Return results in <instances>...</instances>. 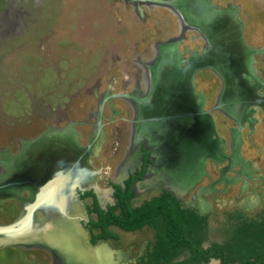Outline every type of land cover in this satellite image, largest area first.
<instances>
[{"label":"rangeland","instance_id":"374dc122","mask_svg":"<svg viewBox=\"0 0 264 264\" xmlns=\"http://www.w3.org/2000/svg\"><path fill=\"white\" fill-rule=\"evenodd\" d=\"M210 1L219 7L230 1L240 6L244 21L245 43L253 48L264 44V0H225L221 4L215 0ZM9 2L10 0H0V12L8 7ZM17 6L18 9L13 11L14 17L7 18V12H10L7 10L2 16L3 21L0 19L1 37L20 30V23L23 22L19 15L21 10H23L22 17H25L26 12L31 13L28 17L31 20L24 18V21H27L26 27H23L20 34L0 40V148H6L10 152L18 148V139L36 136L44 129L46 121L41 117V112L43 109L46 111V107L55 109L58 106L67 110L69 118L85 121L89 109L94 107L96 100L91 93L92 87L86 86L91 85V82H99V92L113 87L111 91L113 93H129L131 91L129 86L121 87L120 79L125 77L124 70H126V67L122 68L120 64L122 55L123 57L142 55L149 44L179 36L175 15L169 8L159 4L151 10L141 7V10L145 11L143 19L136 18L138 16L134 14L132 4L126 3L125 0H42L41 4L36 5H32L30 0H18ZM183 39L189 42L185 35ZM183 44L182 41L178 43L181 52L185 50ZM16 46L19 47L14 50ZM112 50L118 52L119 57L113 54ZM104 69H107V72L102 74ZM211 73L207 74L202 70L194 82L195 92L208 93L207 107L214 103V97L210 95L217 87V82L213 81ZM110 77L111 83L106 88V80ZM104 102L105 99L99 111L98 126L101 136L97 142L98 155L90 156L89 161L93 167L103 170L98 184L106 189L110 188L111 175L117 162L122 159L128 144L132 111L117 98L111 101L110 106L108 100L107 103ZM112 104H114L113 108ZM212 112L209 115L213 123L209 122L206 116H198L199 126L195 132L196 136L188 133L186 141L183 140L180 131L182 128H175L170 120L167 121L168 126L165 123L164 127H166L161 131H155L153 135L152 156L157 155L159 160L160 157H170L176 163L177 160L183 161L184 158L189 160L192 156L193 139H197L195 151L203 164L202 175L204 174L205 177L196 185L188 186L184 193L185 199H189V194H193L197 186H202L206 178L213 180L217 176L216 168L222 167L226 161L211 157L210 152L215 137L221 141V144L219 142V148L222 146L221 152L223 154L229 152L228 133L223 131L225 127L223 119L228 121L229 118L218 116L217 111ZM135 127L137 128V124ZM77 132L81 143H85L91 132V125L81 123L77 126ZM178 137L180 141L177 142ZM105 139L107 141H104ZM244 139L248 145L240 146L239 153L244 159L250 160L258 147L248 141V135ZM178 151L184 152V158L173 157ZM214 161L215 163H212ZM59 166L60 171H63L64 165ZM63 175L65 178L70 177V174L65 172ZM253 184L245 178L238 179L234 183H225L219 179L201 187L203 191L197 194L201 199L196 201L206 200L208 203L204 212L208 216L209 223L206 240L226 237V230H231L234 223L244 221L243 219H263L264 211L259 209L264 203V187H259V191L262 192V197L258 201L259 206L251 209L245 200L256 195L252 189ZM146 185L147 187H144ZM146 188H149V194L146 193ZM163 188L158 177L149 184L139 183L134 187V191L136 193L139 190L138 192L141 193L140 190L145 189L142 192L143 196L132 201L139 203L140 199L150 197ZM20 194L25 195V190L20 191ZM87 203H91V197L80 199L82 208ZM14 205V202L10 201L5 202L4 207L0 206L1 223H10L13 218L15 219V212L13 214L11 212L14 210L12 207ZM83 217L84 219L89 217L85 210ZM84 230L88 237L87 229ZM39 246L41 245L0 246V264H51L49 251ZM127 250L130 259L128 263L134 264L131 260L135 259L140 247L135 244ZM13 251L16 253L14 254ZM67 251L68 249L65 251L66 254L72 259V255ZM69 262L60 261L59 264H69ZM207 264H218V262L211 260Z\"/></svg>","mask_w":264,"mask_h":264},{"label":"flooded vegetation","instance_id":"af4514ba","mask_svg":"<svg viewBox=\"0 0 264 264\" xmlns=\"http://www.w3.org/2000/svg\"><path fill=\"white\" fill-rule=\"evenodd\" d=\"M30 1L32 5H36L37 3L41 4L42 0ZM125 1L126 3L129 2L132 4V10L134 14L138 16L136 18L140 19H143L145 12L144 10H141V7H145L147 10H151L157 5L156 3L152 2L153 0L146 3H144L145 1L143 0V2H141L140 0ZM138 1L141 2L139 3V8ZM17 2L18 0H10L8 7L2 9V11L0 12V19L2 21V16L3 14H6L5 12H7V10H10V12H7V18L15 16L13 11H15V9H18ZM215 2L221 4L222 2H225V0H215ZM229 3H232L234 6H237L239 8L238 17L243 21L240 13V6L234 4L231 1L225 2V5L227 6ZM171 11L178 21V34L182 33L183 35H185L187 40H189V42L185 41V39L182 40V42L184 43L183 45L185 50L183 52H185V56H190L194 50H202L204 46L203 42L205 39H201L196 30L183 28L184 26L180 18L173 10ZM22 13L23 10H21L19 14L21 15L22 21L24 22V24L23 22L20 23L21 25L19 26V29L21 31L16 30L15 33L1 36L0 40L5 37L16 36L23 31L22 29L23 27H26L27 22L24 21V18H28L29 16H31V13L26 12L24 14L25 17H22ZM28 20L31 19L28 18ZM172 38L174 37L168 38L167 40H161V42H166ZM157 42L158 41H155L151 45L149 44L150 46L148 45L149 47L147 46L143 50L142 55L134 54L131 57L130 55H125L124 57L122 55L120 64L122 65V68L125 66L126 70H124L125 77L120 79L122 85L121 87L125 88L129 86L131 88V91L129 93H113L111 92L113 90V87H109V89H104L102 92H99V82H91V85H86L88 87H92L91 93L92 95H94L93 97H95L96 100L94 103V107L89 109L87 113V119L85 121L73 120L69 118L67 110L58 108V106H56L55 109H49L48 107H46V111L43 109V111L41 112V117H43V119L46 121V124L44 129L41 130L39 134L46 131L47 138L44 139L46 142L43 146L44 148L42 149L46 154V157L41 158L38 161H32V163H30V165L25 170L21 166H19V164L16 166H14L15 164L8 166V164L2 163L4 158H0V196L4 197L2 200H0V206H3L5 202H14L15 205L12 206L14 207V210L11 212L12 214L15 212L14 215L16 219L20 215V212H22L23 210L18 198H21V200L28 198L30 195V186L37 185L39 178H45L46 175H49L52 170L51 168L59 165V167H61V165H64L65 168H63V172L70 174L69 178H73V176H81L83 177V179H85L82 181L83 184L81 188L79 187V185L75 187L76 196H78L79 200L91 197V203L84 204V208H82V205H80V208L83 211L85 210L86 215H89L88 218L85 217L84 219V214L82 213L81 223L83 227L87 229V232L89 234L87 238L93 246L107 245L112 250L113 262L114 260H121L122 264H129L128 261H130V259L127 249H129V247H131L132 245L138 244V246L140 247V251L136 253L135 259L131 260L134 262V264H207L211 260H217L218 264H222L221 259L215 257H210L206 262L186 261L188 258L192 257V251L185 246H183V248L178 253H174L172 256H170L169 259L165 260L163 256L164 254L162 253L161 248L158 245V228L152 223H144L137 228L127 229L123 228L115 222H110L107 224L105 223L106 230L102 229V226L93 223L99 220V211L103 212V218H106L109 212L113 213L114 215H122V210L118 203V188L124 191L127 189L128 183L130 182L129 189L132 195L129 198V205L132 208H146L145 205L147 202L161 196L163 193H168L173 198H175L182 210L194 213L197 216L202 217L203 221L202 223H200V229L198 228L197 233L200 237L199 245L203 249L209 248L213 243L222 244L232 240L234 238L235 231L243 224L250 226V229L252 230H254L255 228H261L260 226H264V217H262L263 219L260 220L243 219L244 221H238L237 223H234V226L231 230H226V237L219 240L208 241L206 240V235L209 223L207 220L208 216L204 213L208 207V203L206 200L196 201L198 199H201L198 198L199 195H197L200 194V191H203L201 187H205L211 182L213 183L220 179L225 183H234L238 179L245 178L248 181H251V184L254 183L252 189L256 193V195H252L245 199L247 205H249L251 209L259 206L258 201L262 197V192L259 191V187H264V64H261L264 63V44L254 48L253 46L249 45L251 48L259 50V52L253 53V63L250 67V73H246L245 71L240 73V77L236 78L233 81L234 87H231L232 89H226L223 78L217 74L218 72L213 71L209 67L198 70L196 72L194 82L196 80V76L202 70H204V72L207 74L208 72H212V79L213 81L217 82L216 91H212L210 95V97H214L213 104L207 107V104L209 103L207 99V92H201L199 94H201L203 98V110H206L209 113L212 112V110L213 112L217 111L218 116L223 115L229 118V120L227 119L228 121H226V119H223V125H225L223 131L228 133L229 152L227 154L222 153L221 157H224L223 155H229L231 159L225 157L224 159L226 161H224V165L222 167L216 168V178L214 177L213 180L206 178L205 181L202 182V186H197L194 190V193L189 194L190 198L188 197L189 199H185V190L188 188V186L192 184L196 185L201 180H203V178L205 177L204 174V176L202 175L203 172H198L196 175L197 178L194 177V173L190 170L188 171L187 176L182 179H179L180 177L178 178V176L174 174L170 177L168 176V173L165 169H163L162 164L163 160L167 162L168 157H160L159 160L157 159V155L152 156L154 132L164 129V125L155 126L153 124V126H155L153 127V129H144L143 131L135 133V121H137L138 118H141V115L144 116L145 114H147V112L150 113L152 110L156 111V114H158L160 112L158 111L159 107L163 105V103H161V101L158 99V97L162 95L155 94L154 96L153 94H151L150 89L152 77L149 75V70L146 66V63L152 62L157 56ZM18 47L19 46H16L14 50ZM187 52L189 53L187 54ZM112 53L119 57L118 52H113L112 50ZM230 66H232V64ZM141 69H143L144 71V80L143 77H141ZM223 70L225 71L224 68ZM104 72H107V69H104V71H102V74H104ZM93 79L95 78L93 77ZM110 79L111 77L106 80V88L107 85L111 83V81L109 82ZM95 90H97L98 92H96ZM124 97L126 99H123ZM115 98H117L118 100H122L123 103L128 106V108L132 111V119L130 121V135L128 144L125 147L123 157L117 162L113 174L111 175L112 183L110 184V188L104 189L98 184V180H100V178L102 177L103 170L98 169L97 167H93V165L90 164L89 157L96 154L98 155L99 151H97L99 146V143L97 142L99 137L101 136V130L98 128L99 105L100 103H103L105 99L104 104L107 103L106 101L108 100V104L110 106L111 101ZM113 106L114 104H112V108ZM61 121H63L64 123H62ZM81 123H89L91 125V132H89L88 139L85 143H81L79 139V133L77 132V126ZM76 135L78 141L76 139ZM247 135L248 141H250L253 146L255 145L258 147V149H255L256 151H254L250 160L244 159L239 153L240 146L248 145L247 142H244V137H247ZM215 140L216 142H218V145L219 142L221 144V141L218 140L217 137H215ZM104 141L107 140L105 139ZM17 144L18 148L14 152H10L6 148L5 151L3 147L1 149H3L5 153H16L19 151L20 147H22V145L20 146L18 142ZM133 144H135V147H137L136 151L131 150ZM87 145L90 146L87 147ZM66 148L77 153H74L75 155H70L68 157L66 154V151L68 149L66 150ZM220 148H222V146H220ZM85 156L86 158H84ZM212 163H215V161ZM200 164L202 165V167L199 170H202L203 164ZM156 177L160 179L161 184H163L164 188L159 190L157 193H154L150 197L147 196L143 199H140L141 201L139 203H134L132 200H137L138 197L143 196L142 192H144L145 190H140L142 191L141 193L138 192V190L135 193L134 187L143 182L144 185L146 183L149 184L150 181L152 182L154 178L156 179ZM189 180H191V183H189ZM93 181H96L97 186L100 188V196L98 194H95L93 187H90V184ZM70 183H72V181ZM144 187H147V185ZM148 189L146 188L147 194H149L148 191H150ZM23 190H25V195L22 196L20 194V191ZM136 194L137 196L135 197ZM59 197H61V195ZM259 210L264 211V203L260 205ZM13 220L14 218L12 219V221ZM0 224L6 223H1L0 221ZM99 234H104L106 236L102 237L99 236ZM68 238H66V241H73L70 237ZM120 246L125 248L122 249ZM114 250L119 251V253H121L122 255H120L119 253H114ZM13 253L15 254L16 251H13ZM49 253L51 264H59L61 259L59 258L58 263L55 260L56 258L54 259L55 255L50 251ZM107 255L109 256V254ZM91 258L92 259L84 262L87 264L98 263H95V261H97V258ZM229 264L240 263L238 261H234Z\"/></svg>","mask_w":264,"mask_h":264},{"label":"bare ground","instance_id":"6f19581e","mask_svg":"<svg viewBox=\"0 0 264 264\" xmlns=\"http://www.w3.org/2000/svg\"><path fill=\"white\" fill-rule=\"evenodd\" d=\"M140 1L141 2L145 1L144 3H146L152 0H143V1L140 0ZM163 1L169 2V4L173 7L174 12L177 14L181 22L183 23V26H187V24H190V23L191 24L197 23L201 28L202 27L201 25H203L202 23H204V18H202L200 15L206 14L210 16L212 20H214L215 22H219L221 24L229 22L230 24L228 25V27L232 28L235 32L236 21L235 19H233L232 11H233V8H235L236 6H234L232 3H229L225 7H221L223 11H220V13L217 12L219 13L218 15L215 13L217 6L215 4H213L215 8L211 6H207L204 4L203 0H163ZM141 2L138 1V4ZM204 30H205L204 33H201L199 30H196V31L200 35V37L205 39V43L207 45L205 44L206 46H203V49L205 48L208 49L207 51L209 53V51L213 50V48H217L218 46H212V45L208 46V36L206 33L207 31L205 28ZM228 37L229 38L233 37V38L230 39L231 41H228L225 43V45H223L227 47V50H225L224 55H227L229 57V60L231 61L232 66H230L228 70H226V74L222 77L224 78L223 80L225 82L226 89H232L234 87L233 81L236 78H238V75L240 74L239 68L241 70V73L244 71V69H245V72L246 70H248V72L250 73L251 59L249 58V55H248L249 49L243 46V44H241L237 40L236 33H234L233 35H229ZM177 38L178 37H174L166 42L158 41L157 46H156L157 56L152 62L146 63V66L149 70V75L152 77L151 89H150L151 94H153L154 96L155 94L162 95L158 97L161 103H163V105L161 106L162 108L159 107V110H158L160 111L158 113L159 116H156L154 117V119L151 120L152 125L154 124L155 126L157 125L163 126L165 123L167 125L168 122L167 121L164 122L165 120H163L166 113H172L178 108L182 110L191 109L193 112H196L198 110L197 112H200L201 111L200 109L203 106V98L201 94H198V92L193 91L192 85L188 80L189 76L185 77V75H182V72H181V70L184 69L183 67L187 63L186 60L187 59L189 60L198 59L196 57L198 56V54H201L203 49L199 50L196 54L193 52L190 56L186 57L185 54H182V52L178 51V49H176L175 47V42ZM203 51H206V50H203ZM214 55L215 57H211L212 58L211 65L207 67H203L201 66V64L203 63H200L199 70L209 67L213 71L218 72L217 74L220 75L221 77V74L223 75L224 70L222 69L223 71L221 70L219 71V67L217 65L218 58L216 57L217 53H214ZM141 75H142L141 77H143V80H144L145 75H144L143 69H141ZM194 109H197V110H194ZM151 112L153 113L152 115L157 113L154 110H152ZM148 116L149 114H145L144 116L141 115V118H138V119H146ZM171 124L175 128L180 127L179 122L178 123L171 122ZM186 135L183 138L184 141H186L185 140L187 138ZM195 136L196 135H194V137ZM45 138H47L46 131L40 133L39 135L35 137L18 139L17 141L20 144V146L22 145V147H20L19 151L16 153H10V154L8 152L5 153L6 150L4 149L5 150L4 151L3 149L0 148V158L1 157L4 158L2 163H6L8 164V166L12 164L13 165L15 164L14 166H16L19 164V166H21L24 170L27 169V167L30 165V163H32V161H38L41 158L46 157V154L42 150L46 142L44 140ZM178 141H180L179 137L177 139V142ZM196 142H197V139H193L192 156H190L189 160L184 158L183 156L184 152H179V151L175 152L173 157L175 156L176 159L184 158L183 161L177 160V163H176L171 158H168L167 162L163 160V163H162L163 169L167 171L169 177L174 174L178 176V178L180 177L179 179L185 178L189 170L194 173V177H196L198 172L200 173L203 172V169L199 170L201 169L202 165L200 164L201 162L198 159L199 158L198 154L195 151L197 148ZM212 144H214L215 148L213 149V151L210 152L211 157L214 156L217 159H224L226 157L228 159H231L229 155L227 156L223 155L224 157H221L222 152L216 140ZM67 149L68 148H66V150ZM131 150H135V151L137 150V147H135V144L132 145ZM74 153H77V152H74L73 150L71 151L69 149L66 151V154L68 157L70 155L71 156L75 155ZM84 158H86V156ZM193 165H194V168H193ZM189 183H191V180H189ZM82 184L83 182H81L78 185H80L81 187ZM76 204H78V202H76ZM76 204H73V206H74V209L77 211L78 205ZM81 214H82V209L80 208V215ZM29 232L30 230L28 231V234L26 235L27 237L36 238L39 235H42L40 236L42 237L41 240H43L42 244L45 240L48 246L57 245L56 247H59V249L61 250L65 248L64 249L65 251L66 249H68L67 252L70 255H72V259L73 260L77 259L76 261H79L82 264H87L84 261L92 259L91 257L97 258V261H95V263L98 262L97 264H122L121 260H114V262L112 261V250L107 245L105 246L97 245L96 249L93 248V250L83 247L81 245L82 236L78 234V232H76L74 229H72V231L71 230L67 231L63 228L57 227V225L54 224L53 228L48 229L47 231H44V232L42 231L31 232V233ZM11 234H14V233H11ZM67 236L70 237L73 241H70V240L66 241V238H68ZM9 238H12V237H5V238L1 237L0 241H6ZM21 241L23 242V240ZM52 254H54L53 251H52ZM107 254H109V256ZM54 255H53L54 259L56 258L55 260L58 261V254H54ZM64 255L67 256L68 254H66L65 252Z\"/></svg>","mask_w":264,"mask_h":264},{"label":"water","instance_id":"95a60500","mask_svg":"<svg viewBox=\"0 0 264 264\" xmlns=\"http://www.w3.org/2000/svg\"><path fill=\"white\" fill-rule=\"evenodd\" d=\"M204 4L207 6L214 7L213 3L210 0H203ZM152 2L165 6L171 10L174 11L173 7L169 4V2L166 1H160V0H153ZM140 5L138 4V8ZM215 8V7H214ZM220 11H223L221 7H216L215 13L219 15ZM219 12V13H217ZM233 19L236 21V29L235 32L232 28L228 27L230 24L229 22H226L224 24H221L219 22H215L212 20V18L206 14L200 15L202 18H204V23L200 26L197 23H190L187 24V26H184L183 28H190L194 30H199L201 33H204V28L206 29V33L208 36V46H218L217 48H213V50L209 51L208 49H203L206 51L201 52V54H198L196 58L198 59H187V63L183 67L184 69L181 70L182 75L189 76V82L192 85V89L195 92L194 88V77L195 73L201 66L207 67L211 65V57H215L214 53H217L216 57L218 58V67L219 71H223L222 69L226 68L223 75L221 74V77L226 74V70H228L229 66L232 64L229 60V57L225 54V50H227V47L223 46L226 42L231 41L233 37H228L229 35H233L234 33L237 34V40L243 44V46L247 47L249 58L251 59V65L253 63V53H258L259 50H255L248 46L244 39H243V21L238 17L239 15V8L236 6L233 8L232 11ZM200 18V19H202ZM199 19V18H198ZM196 21V20H195ZM207 24V25H206ZM184 38V35L181 33L179 34L176 42L175 47L178 49V43L181 42ZM206 44V43H205ZM204 44V46H206ZM210 48V47H209ZM179 51V49H178ZM199 50H194L193 52L196 54ZM185 52H182L184 54ZM199 61V62H198ZM245 71V69H244ZM239 72L241 73V70L239 68ZM222 73V72H221ZM228 73V71H227ZM246 73H248V70H246ZM240 75V74H239ZM238 75V77H240ZM223 78V77H222ZM224 79V78H223ZM226 86V85H225ZM199 94V93H198ZM101 108V103L99 105V111ZM197 110V109H194ZM200 112H193L191 110H182L177 109L172 113H166L164 116L165 120L164 122L170 120L171 122L180 123V127L182 128L181 134L184 137L188 133H192L195 135V132L199 126L198 116H206L211 122V116L209 115V112L206 110H203V108L200 109ZM153 114V113H152ZM149 113V116L146 119H138L136 122L137 128L135 129V133L143 131L144 129L147 130L149 128L153 129V125L151 123V120L154 119V117L159 116L158 114L152 115ZM162 115V114H160ZM140 120V121H139ZM72 125V123H71ZM99 128V126H98ZM100 129V128H99ZM211 130V129H210ZM77 137V135H76ZM214 143V142H213ZM90 145H87V147ZM214 144L212 151L214 149ZM10 154V153H9ZM63 171H60L58 166H55L49 175H46L45 178H39L37 185L30 186L29 188V197L26 199H19V202L22 205V212L21 214L14 219L10 223L6 224H0V238L5 237H12L7 239L6 241H0V246L4 245H22V244H31V245H41L39 247H44L48 251L52 252L54 254H58V263L59 258L61 259L62 263H65L66 261H70L69 264H80L79 261H74L73 259H70L65 254L64 250H60L59 247L52 246L47 244V242H43L39 235L38 237H27L28 231L31 232H37V231H47L48 229L53 228V225H57L59 228H63L65 230H71L74 229L78 234L82 236L81 242L82 246L86 247L90 250H93V248L96 249V246H93L87 236L85 235L86 231L81 223L82 215H80V200L76 196L75 187L80 184L83 180V177L81 176H73V178H65V175L62 174ZM72 181V183H70ZM70 183V184H69ZM80 187V185H79ZM90 187H93V190L95 194H100V188L97 186L96 181H93L90 184ZM81 188V187H80ZM61 195V197H59ZM100 196V195H99ZM4 197L0 196V200H2ZM78 202V204H76ZM73 204L78 205V210L76 211L74 209ZM82 213L84 214V211L82 210ZM72 228V229H71ZM14 233V234H11ZM23 240V242L21 241ZM29 240V241H27ZM21 241V242H20ZM27 242V243H25ZM50 247V248H49ZM114 253H119V251L114 250ZM63 254V255H62ZM122 255L121 253H119ZM82 264V263H81Z\"/></svg>","mask_w":264,"mask_h":264},{"label":"trees","instance_id":"16d2710c","mask_svg":"<svg viewBox=\"0 0 264 264\" xmlns=\"http://www.w3.org/2000/svg\"><path fill=\"white\" fill-rule=\"evenodd\" d=\"M129 188L130 182L126 190L118 188V203L122 215L109 212L108 216L103 218V212L99 211V220L93 223L102 226L104 230L105 223L110 222L127 229L137 228L144 223L154 224L158 228V245L165 260L185 246L192 251V257L186 261L206 262L210 257H215L220 258L222 264L234 261L240 264H264V226L258 225L261 228L252 230L250 226L243 224L235 231L232 240L222 244L213 243L209 248L203 249L199 245L200 237L197 233L203 221L202 217L182 210L175 198L168 193L147 202L146 208H132L129 205L132 195Z\"/></svg>","mask_w":264,"mask_h":264},{"label":"crops","instance_id":"0c3cea01","mask_svg":"<svg viewBox=\"0 0 264 264\" xmlns=\"http://www.w3.org/2000/svg\"><path fill=\"white\" fill-rule=\"evenodd\" d=\"M3 252V251H2Z\"/></svg>","mask_w":264,"mask_h":264}]
</instances>
